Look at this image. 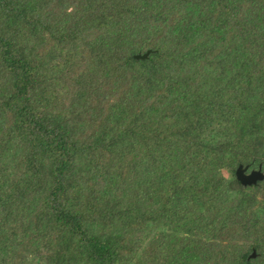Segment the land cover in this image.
<instances>
[{"label": "trees", "instance_id": "1", "mask_svg": "<svg viewBox=\"0 0 264 264\" xmlns=\"http://www.w3.org/2000/svg\"><path fill=\"white\" fill-rule=\"evenodd\" d=\"M239 165L264 0H0V264H264Z\"/></svg>", "mask_w": 264, "mask_h": 264}, {"label": "water", "instance_id": "2", "mask_svg": "<svg viewBox=\"0 0 264 264\" xmlns=\"http://www.w3.org/2000/svg\"><path fill=\"white\" fill-rule=\"evenodd\" d=\"M148 54L149 51H146L144 54H136L134 57L137 59H144L148 56ZM247 168V166L239 165L235 170V177L243 186L253 185L257 181L264 179V171H262L260 167L257 169H252L248 172ZM251 256H255L254 251L252 252Z\"/></svg>", "mask_w": 264, "mask_h": 264}, {"label": "rangeland", "instance_id": "3", "mask_svg": "<svg viewBox=\"0 0 264 264\" xmlns=\"http://www.w3.org/2000/svg\"><path fill=\"white\" fill-rule=\"evenodd\" d=\"M25 264H40V263H36L35 260H33L32 258H28Z\"/></svg>", "mask_w": 264, "mask_h": 264}]
</instances>
